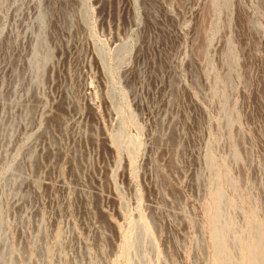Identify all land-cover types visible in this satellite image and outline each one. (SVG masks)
Instances as JSON below:
<instances>
[{
    "label": "rangeland",
    "instance_id": "1",
    "mask_svg": "<svg viewBox=\"0 0 264 264\" xmlns=\"http://www.w3.org/2000/svg\"><path fill=\"white\" fill-rule=\"evenodd\" d=\"M0 264H264V0H0Z\"/></svg>",
    "mask_w": 264,
    "mask_h": 264
}]
</instances>
